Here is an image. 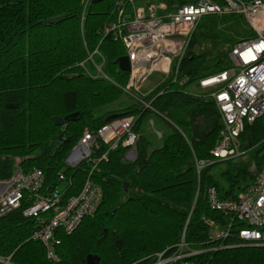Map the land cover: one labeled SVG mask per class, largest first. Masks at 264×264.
<instances>
[{
    "label": "trees",
    "instance_id": "obj_1",
    "mask_svg": "<svg viewBox=\"0 0 264 264\" xmlns=\"http://www.w3.org/2000/svg\"><path fill=\"white\" fill-rule=\"evenodd\" d=\"M83 5L84 0H0V179L16 169L39 168L50 186L65 183V198L75 195L87 177L103 192L92 216L73 232L58 234L56 260L47 259L43 244L31 238L35 220L23 215L25 204L1 216L0 257L10 256L16 264H86V256L95 254L98 264H144L157 252H172L184 238L200 250L192 257L197 264H264V241L248 243L233 234L244 223H232L226 238L210 236V221L221 226L230 221L209 206V187H216L221 197L235 198L248 184L236 186L238 179L252 181L264 165V118H258L246 123L238 137L245 158L225 160L236 171L225 173L229 188L220 187L209 172L218 162L210 151L217 142L220 114L198 83L230 66L229 51L237 41L225 42L200 23L177 69L172 64L148 95H139L143 102L126 104L119 86L127 84L129 73L116 63L125 49L119 38L104 31L113 21V0L90 3L84 12ZM60 15H65L61 21L45 23ZM219 43H228V50L218 51ZM96 48L99 54L91 62L88 55ZM101 57L110 80L97 75L94 65L102 63ZM71 113H76L74 120L53 124L54 116ZM151 114L159 120V137H149L143 128ZM124 115L135 118L133 161L118 147L95 163L64 164L84 129L95 133ZM62 134L68 135L64 141ZM96 143L93 157L107 149ZM197 161L208 162L200 172Z\"/></svg>",
    "mask_w": 264,
    "mask_h": 264
},
{
    "label": "built area",
    "instance_id": "obj_2",
    "mask_svg": "<svg viewBox=\"0 0 264 264\" xmlns=\"http://www.w3.org/2000/svg\"><path fill=\"white\" fill-rule=\"evenodd\" d=\"M90 3L92 0H84L83 12ZM111 10L113 21L105 25L104 31L121 40L130 65L127 84L119 87L140 102L143 101L137 94L139 84L154 71H162L166 76L174 63L177 69L192 33L204 17L242 16L252 35L232 45L229 67L200 79L198 84L208 92L220 114L217 142L210 151L213 160L243 157L238 137L244 125L264 118V0H113ZM93 54H99L97 48L88 55L91 62ZM103 63L102 58V63L94 65L97 75L110 80L102 71ZM143 104L150 107L149 103ZM134 122L133 115H124L110 120L95 133L84 129L64 164L75 167L85 160L95 163L118 147L124 148L126 160L133 161L138 137ZM96 140L107 149L93 157ZM207 163L197 161V171ZM58 178L65 181L61 172ZM60 184L50 186L39 168L28 172L16 169L10 177L0 179V217L25 204L23 215L35 220L31 238L43 244L49 260H56L53 245L59 242L58 234L76 230L85 217L96 212L103 197L101 187L90 177L75 195L67 198ZM207 196L209 206L230 221L228 226L210 221L211 240L228 237L229 226L242 222L245 227L233 234L248 243L264 241V165L235 198L221 197L214 186L209 187ZM221 247L222 244L218 246ZM198 253L200 250L189 247L182 238L175 250L157 252L151 262L144 264H197L192 257ZM0 264L16 263L8 256L0 257Z\"/></svg>",
    "mask_w": 264,
    "mask_h": 264
},
{
    "label": "rangeland",
    "instance_id": "obj_3",
    "mask_svg": "<svg viewBox=\"0 0 264 264\" xmlns=\"http://www.w3.org/2000/svg\"><path fill=\"white\" fill-rule=\"evenodd\" d=\"M201 24L206 28L216 31L220 38L225 42H235L238 41L240 38H248L252 35V30L250 29L249 25L245 22V20L240 15H222V16H206L202 19ZM83 30V25H82ZM200 31V28L197 29L196 33ZM195 33V34H196ZM194 34V35H195ZM203 47L210 48V44L204 43ZM218 51H227L228 50V43H219L218 44ZM165 77V73L162 74L161 72H152L145 81L139 84V88L137 91L138 95H148ZM191 88H196L195 86H190ZM205 91V89H202ZM124 100L127 102L126 104H131L134 98L129 97L126 92H124ZM135 100V99H134ZM127 106V105H126ZM143 128L147 135L151 138L154 136L159 137L158 131L161 130L159 126V120L156 116L151 114L148 119L143 123ZM241 158H245L244 156ZM218 161V160H217ZM238 161V160H237ZM236 161V162H237ZM229 164L224 160H219L216 164L209 168V172L213 176V178L217 181L218 185L224 189H228L230 186L229 180L225 173L229 170ZM252 173L256 171L255 163H252L249 168ZM232 175H236L235 170H229ZM251 182V179L246 178V180L239 178L236 186H243L247 183ZM65 183L60 184V190L65 189ZM239 190L236 189V193Z\"/></svg>",
    "mask_w": 264,
    "mask_h": 264
},
{
    "label": "water",
    "instance_id": "obj_4",
    "mask_svg": "<svg viewBox=\"0 0 264 264\" xmlns=\"http://www.w3.org/2000/svg\"><path fill=\"white\" fill-rule=\"evenodd\" d=\"M101 1L102 0H92V3H99ZM64 17H65V15L55 16V17H52V18L45 20V23H57V22L61 21ZM116 63H117V67L119 70L127 71V72L129 71L130 65H129V61L127 59V56L124 55V56L119 57L117 59ZM75 115H76V113H71V114L65 115L63 117L62 116H54L52 118V122L56 126H61L64 123H67L69 121L74 120ZM67 138H68L67 134H62L59 137V139L61 141H64ZM98 263H99L98 255L88 254L86 256V264H98Z\"/></svg>",
    "mask_w": 264,
    "mask_h": 264
},
{
    "label": "crops",
    "instance_id": "obj_5",
    "mask_svg": "<svg viewBox=\"0 0 264 264\" xmlns=\"http://www.w3.org/2000/svg\"><path fill=\"white\" fill-rule=\"evenodd\" d=\"M154 72H161L162 74H164L162 71H154ZM164 78H165V77H164ZM164 78H163V79H164ZM145 80H146V79H145ZM145 80H144V81H145ZM161 81H162V80H161ZM161 81H160V82H161ZM158 135H160L159 132H158Z\"/></svg>",
    "mask_w": 264,
    "mask_h": 264
}]
</instances>
